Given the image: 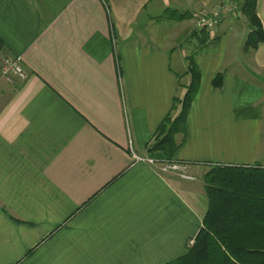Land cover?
I'll use <instances>...</instances> for the list:
<instances>
[{
    "label": "crops",
    "instance_id": "1",
    "mask_svg": "<svg viewBox=\"0 0 264 264\" xmlns=\"http://www.w3.org/2000/svg\"><path fill=\"white\" fill-rule=\"evenodd\" d=\"M224 1L0 0V40L27 74L0 77V264H167L201 227L210 165L264 168V43L243 51L250 27ZM213 8L220 24L192 53L183 181L133 163L129 142L146 155L183 97L191 17ZM256 14L264 30V0Z\"/></svg>",
    "mask_w": 264,
    "mask_h": 264
},
{
    "label": "trees",
    "instance_id": "2",
    "mask_svg": "<svg viewBox=\"0 0 264 264\" xmlns=\"http://www.w3.org/2000/svg\"><path fill=\"white\" fill-rule=\"evenodd\" d=\"M257 1H240L241 12L250 27L243 44L245 53L264 43V30L256 14ZM164 17L175 21L189 18L187 14L169 10L158 19ZM191 38L194 46L185 57L189 84L181 99H173L170 112L146 146V153L156 160L176 161L175 154L184 142L187 115L201 79L192 53L195 47L208 41L209 35L200 30L193 32ZM2 55L11 56L0 40ZM222 78V73H218L213 79L215 89L221 88ZM177 135L182 136L181 143H177ZM202 182L207 210L201 227L186 253L167 264H264V168L214 164L203 174Z\"/></svg>",
    "mask_w": 264,
    "mask_h": 264
},
{
    "label": "built area",
    "instance_id": "3",
    "mask_svg": "<svg viewBox=\"0 0 264 264\" xmlns=\"http://www.w3.org/2000/svg\"><path fill=\"white\" fill-rule=\"evenodd\" d=\"M241 1V0H240ZM222 11L226 14H232L237 18H240V4L236 0H225L223 2ZM221 10H214L207 16L199 17L196 21V27L198 29L206 28L211 30L213 26L217 25L221 21ZM0 64L3 67L2 75L7 81L12 83L23 82L27 74L23 69L20 59L12 56H0ZM129 150L131 153V159L133 163H144L155 169L158 174H169L177 177L183 181H194L196 177L189 171V164L185 162L173 161L164 162L156 160L149 155L137 156L132 152L131 143L129 142Z\"/></svg>",
    "mask_w": 264,
    "mask_h": 264
},
{
    "label": "rangeland",
    "instance_id": "4",
    "mask_svg": "<svg viewBox=\"0 0 264 264\" xmlns=\"http://www.w3.org/2000/svg\"><path fill=\"white\" fill-rule=\"evenodd\" d=\"M236 2L238 3L239 2V4L241 3L240 2V0H236ZM223 6V5H222ZM215 10V8H213V9H211V10H209V11H203V10H201V9H196V11L197 12H195L193 15H192V23H191V25H192V31H191V33H193V32H199L200 30H202V31H204V32H207L208 33V35H209V33L211 34L217 27H218V25L220 24V22L217 24V25H215V26H213V28L211 29V30H208V29H206V28H202V29H198L197 27H196V21L199 19V17H202V16H207L208 14H210L212 11H214ZM220 11V10H219ZM240 11H241V9H240ZM188 14V13H187ZM231 16H234V15H232V14H230ZM241 17H240V19L241 18H243L244 19V15H243V13L241 12V15H240ZM234 17H236V16H234ZM237 18V17H236ZM186 19H188L189 20V18H186ZM189 37V39L190 40H192V38H191V35L190 36H188ZM188 39V38H187ZM190 46H194V41H193V43H190ZM2 69H3V67L1 66V64H0V77L1 78H3V79H5L6 81H7V79L2 75ZM0 78V79H1ZM9 82V81H8ZM10 83H12V82H10ZM18 83H16V85H17ZM4 87H2L1 85H0V91L3 89ZM133 152V151H132ZM135 155H137L135 152H133ZM146 155H149L148 153L146 154ZM130 156H131V153H130ZM137 156H139V155H137ZM145 156V155H144ZM150 156V155H149ZM132 160V159H131ZM189 166H190V164H189Z\"/></svg>",
    "mask_w": 264,
    "mask_h": 264
}]
</instances>
